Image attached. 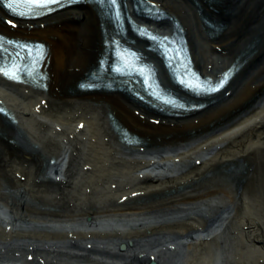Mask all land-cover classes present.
<instances>
[{
	"label": "bare ground",
	"instance_id": "1",
	"mask_svg": "<svg viewBox=\"0 0 264 264\" xmlns=\"http://www.w3.org/2000/svg\"><path fill=\"white\" fill-rule=\"evenodd\" d=\"M150 1L167 15L136 13L134 0L123 10L159 33L177 21L190 50L193 20L211 53L199 71L236 68L218 92L184 94L202 107L172 114L120 89L77 88L113 35L177 90L150 42L131 26L115 32L96 4L30 19L0 4V31L47 46L46 87L0 74V100L18 120L0 114V264H264V42L253 39L264 0ZM201 18L226 33L210 38ZM111 119L140 142L122 141ZM228 171L242 176L230 184Z\"/></svg>",
	"mask_w": 264,
	"mask_h": 264
},
{
	"label": "rangeland",
	"instance_id": "2",
	"mask_svg": "<svg viewBox=\"0 0 264 264\" xmlns=\"http://www.w3.org/2000/svg\"><path fill=\"white\" fill-rule=\"evenodd\" d=\"M186 1V0H185ZM204 1H208V0H204ZM209 2V5H210V1H208ZM193 3V0H192V2H191V5H193L192 4ZM188 7H190L191 9H192V7L190 6V4L189 5H187ZM201 21H202V24L205 22L202 18H201ZM190 22H191V24H193V29H194V32L196 33V35L197 36H194V39L196 40V43L198 44L197 46H198V48L197 47H195L196 48V50L194 49V46H192V40H191V50L193 51V60H194V62L196 63L197 62V60L199 59V58H201V60H200V62H201V64H205V61L203 60V57L201 56V54L202 53H205L206 51L207 52H209V50H207V43H206V39H204V35L202 34V35H200L201 33L198 31V33L196 32V27L197 26H195L194 25V22H193V20H191L190 19ZM215 27H220V30H217V28L215 29ZM262 28H263V30H264V21L261 23V25L259 26V28L256 30L257 32L256 33H258L259 32V35H254L253 36V39H256V41H257V43L258 44H260V43H263L264 42V31L262 30ZM201 29H202V32L204 33L207 29H208V31H206L205 32V34H207V35H209V37L210 38H215L216 37V35L218 36V38L219 37H221L222 35H224L225 33H226V27H224V26H222V25H220L219 24V26L217 25V24H215V26H212L211 28H205V25L204 26H201ZM215 29V30H214ZM222 29V30H221ZM213 31L214 32H216V34H215V37L214 36H211L210 34H212L213 33ZM255 32V31H254ZM200 33V34H199ZM209 33V34H208ZM195 35V34H194ZM255 37V38H254ZM202 38V39H201ZM259 39V40H258ZM248 48L249 47H251L250 45L249 46H247ZM248 48L246 49V50H248ZM253 49V48H252ZM218 52V51H217ZM210 53V52H209ZM218 53H220V54H222V52H218ZM209 55H211V53L209 54ZM204 57H205V55H204ZM227 57L228 56H225V55H221L220 57H219V59H218V61H220L219 63L220 64H222L224 61H226L227 60ZM199 62V61H198ZM197 62V63H198ZM208 64V63H207ZM208 66H209V69H211V68H213V66L211 65V63H209L208 64ZM161 77V76H160ZM161 81H162V79H161ZM228 175L229 174H232V175H229L227 178H226V180L227 181H229V183L230 182H233L236 178H237V176H238V174L237 173H233L232 171H228V172H226ZM208 175H205V176H200L198 179H197V181H196V179H194L196 182V184H197V186L201 183V182H203V181H210L211 179H213V178H211V179H209L208 180V178L207 179H205L206 177H207ZM242 176V174L240 175V176H238V177H241ZM231 178V179H230ZM234 179V180H233ZM194 180H192L189 184L190 185H192V183L194 182ZM200 182V183H199ZM231 184V183H230ZM141 256H143V255H141ZM25 257V256H24ZM26 258V257H25ZM28 258V262H29V264H32V262H34V257L33 256H28L27 257Z\"/></svg>",
	"mask_w": 264,
	"mask_h": 264
},
{
	"label": "snow or ice",
	"instance_id": "3",
	"mask_svg": "<svg viewBox=\"0 0 264 264\" xmlns=\"http://www.w3.org/2000/svg\"><path fill=\"white\" fill-rule=\"evenodd\" d=\"M65 2H66V0H43L42 4H39L38 6L33 8L31 12L24 13L23 15H42V14H45L47 12H51V11L56 10L53 7H49V5H55L58 8V7L64 6ZM68 2H71V0H68ZM111 3L116 4L117 0H111ZM14 14H17V13H14ZM209 83H211V82L209 81ZM216 83L219 85H222L223 81H218ZM194 90H196V89H194ZM198 91H206V90L200 89Z\"/></svg>",
	"mask_w": 264,
	"mask_h": 264
},
{
	"label": "water",
	"instance_id": "4",
	"mask_svg": "<svg viewBox=\"0 0 264 264\" xmlns=\"http://www.w3.org/2000/svg\"><path fill=\"white\" fill-rule=\"evenodd\" d=\"M149 263H150V264H156L155 261H150Z\"/></svg>",
	"mask_w": 264,
	"mask_h": 264
}]
</instances>
